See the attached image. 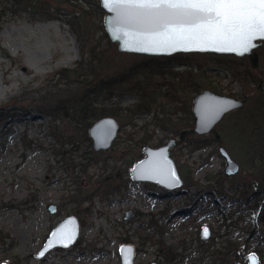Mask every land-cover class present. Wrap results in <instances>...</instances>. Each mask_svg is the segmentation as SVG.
Returning a JSON list of instances; mask_svg holds the SVG:
<instances>
[{"label":"rangeland","instance_id":"obj_1","mask_svg":"<svg viewBox=\"0 0 264 264\" xmlns=\"http://www.w3.org/2000/svg\"><path fill=\"white\" fill-rule=\"evenodd\" d=\"M11 4L0 0V264H122L123 244L135 247L134 264H223L231 261L229 255L247 264L250 253L264 264V199L251 187L250 166L224 142L231 114L208 136L189 134L194 121L183 103L192 110L195 94L176 92L170 84L189 86L187 76H197L219 94L245 100L244 109H255L259 93L252 78L264 93V43L253 53L257 68L249 57H236L233 70L213 54L150 61V56L121 53L114 44L120 54L115 59L128 67L139 63L133 72H142V82L161 97L150 115L116 117L117 140L110 150L96 152L77 120L54 123L37 111L49 94L65 87L61 71L80 61L75 37L62 21L14 14ZM165 94L179 101L173 104ZM137 98L136 91L125 90L113 101L126 109L137 105ZM171 138L179 143L171 157L183 187L169 191L133 181L130 169L145 147L158 148ZM220 146L239 164L237 175H226ZM50 204L57 207L53 215ZM127 211L134 217L124 221ZM69 216L80 224L75 244L38 258L50 232ZM203 226L212 232L208 241L200 237ZM214 253L216 262L209 259Z\"/></svg>","mask_w":264,"mask_h":264},{"label":"trees","instance_id":"obj_2","mask_svg":"<svg viewBox=\"0 0 264 264\" xmlns=\"http://www.w3.org/2000/svg\"><path fill=\"white\" fill-rule=\"evenodd\" d=\"M92 1L98 2V0ZM70 7L73 9H69ZM11 10L14 14L28 15L36 20L62 21L69 27L80 50L81 59L77 65L60 73L65 81V87L49 94L47 102L37 107L39 113L51 117L54 123L58 119L77 120L84 127L85 136L89 139L88 130L94 121L104 117L116 119L119 115L137 117L150 115L156 110L155 105L161 96L147 82H142L146 79L141 75L142 72H133L139 63L128 67L119 59H115L120 54L105 31L104 12L98 3L95 4L89 0H63L55 5L51 0H12ZM105 45L107 49L104 48ZM109 53H111L110 56ZM216 58L225 60L219 62L221 66L228 67L229 70L235 68L233 64L237 61L236 57L217 55ZM148 59L155 61L160 58L148 57ZM249 59L252 66L257 68V56L254 54ZM180 64L188 66L185 63ZM187 80L192 82L189 86H179L177 82L174 85L171 82L170 84L175 87L176 92L181 89L189 96L203 90L218 93L216 88L204 86L197 76H187ZM252 81L256 83L259 93L256 107L243 109L235 115L234 113L230 115L229 134L224 142L235 154L244 159L245 165L250 166L251 187L256 190L261 199H264V93L260 82L253 78ZM125 90L136 91L138 104L133 108L117 107L118 103L113 101L115 96H119ZM102 97L105 101L98 102L97 99ZM164 98L170 99L173 104L179 101L178 97L170 94H165ZM183 104L185 105L183 111L193 121L192 112L187 105L188 101ZM189 134H194L192 128ZM180 136L182 139L183 133H180ZM147 141L143 139V145ZM200 142L206 144L205 140ZM230 142H233L235 146Z\"/></svg>","mask_w":264,"mask_h":264},{"label":"water","instance_id":"obj_3","mask_svg":"<svg viewBox=\"0 0 264 264\" xmlns=\"http://www.w3.org/2000/svg\"><path fill=\"white\" fill-rule=\"evenodd\" d=\"M101 9L104 12L103 26L110 41L117 45L121 53H131L145 55L150 57H172L178 54H213L227 55L237 58L250 57L261 47L264 40H256L257 45L251 52L244 55H237L232 52H220L214 50H171L143 51L141 45L137 42L144 37L123 25L117 18V13L106 5L105 0H98ZM125 33H128L125 35ZM246 103L243 100L222 95L210 90H205L193 98L192 114L194 117V132L199 137H205L211 134L215 128L230 114L244 109ZM41 117V116H38ZM120 132V125L113 117H104L97 120L90 127L88 134L92 142L93 149L96 152L108 151L113 147ZM178 141L170 139L161 147L152 148L147 146L144 149V157L136 162L130 169L131 179L135 182H149L157 184L170 191L178 190L183 187V180L180 177L176 164L171 157V149L176 148ZM221 157L224 159L227 176L232 177L240 172L239 164L231 157L224 146L219 147ZM50 214H55L57 207L48 205ZM134 217L133 211L125 213L124 221ZM207 229L208 235L204 236V230ZM80 234V224L76 217L69 216L60 222L49 234L42 249L38 253V258H43L52 250L57 248L68 249L75 244ZM212 232L208 226H203L200 231L202 240L207 241L211 238ZM67 245V246H65ZM43 253V255H41ZM122 264H134L135 247L130 244H123L119 248ZM255 257L256 264H260L256 254L248 255V264H252L251 257ZM156 264V263H151ZM235 264H241L236 262Z\"/></svg>","mask_w":264,"mask_h":264},{"label":"snow or ice","instance_id":"obj_4","mask_svg":"<svg viewBox=\"0 0 264 264\" xmlns=\"http://www.w3.org/2000/svg\"><path fill=\"white\" fill-rule=\"evenodd\" d=\"M105 3L123 25L144 37L137 41L143 51L195 49L244 55L257 46L254 41L264 40V0H105ZM207 235L205 229L204 236ZM250 259L256 264L254 256Z\"/></svg>","mask_w":264,"mask_h":264},{"label":"flooded vegetation","instance_id":"obj_5","mask_svg":"<svg viewBox=\"0 0 264 264\" xmlns=\"http://www.w3.org/2000/svg\"><path fill=\"white\" fill-rule=\"evenodd\" d=\"M196 95H197V94H196ZM192 104H193V103H192ZM191 112H192V110H191ZM192 115H193V114H192ZM193 121H194V117H193ZM120 128H121V126H120ZM193 131H194V130H193ZM119 133H120V132H119ZM194 133H195V132H194ZM117 138H118V137H117ZM171 139H175V138H171ZM116 140H117V139H116ZM169 140H170V139H169ZM176 140H177V139H176ZM177 141H178V140H177ZM167 142H168V141H167ZM167 142H166V143H167ZM166 143H165V144H166ZM165 144H164V145H165ZM178 144H179V143H178ZM164 145H163V146H164ZM177 146H178V145H177ZM146 147H147V146H146ZM146 147H145V148H146ZM150 147H151V146H150ZM160 147H161V146H160ZM152 148H153V147H152ZM174 149H175V148H174ZM171 150H173V149H171ZM143 157H144V156H143ZM141 159H142V158H141ZM141 159H140V160H141ZM182 180H183V179H182ZM183 183H184V181H183ZM169 191H170V190H169ZM174 191H175V190H174ZM124 217H125V216H124ZM211 237H212V235H211ZM207 241H208V240H207ZM250 254H256V253H250ZM248 255H249V254H248ZM248 255H247V257H246V260H247V261H248V259H247V258H248ZM256 255H257V254H256ZM257 256H258V255H257ZM135 257H136V251H135ZM217 257H218V253H214L213 255H210V256H209V259H210V260L212 259V260H214V262H216V261H217ZM258 258H259V256H258ZM238 259H239L238 255H234V256H230V255H229V256H227V261H229V260H231V261L234 260L233 264H235L236 262H240V261H238ZM134 260H135V259H134ZM231 261H230V262H231ZM230 262H229V263H230ZM259 262H260V258H259ZM152 263H155V262H152ZM229 263H225V262H224L223 264H229ZM240 263H241V262H240ZM150 264H151V263H150ZM156 264H157V263H156ZM241 264H242V263H241ZM247 264H248V263H247Z\"/></svg>","mask_w":264,"mask_h":264},{"label":"bare ground","instance_id":"obj_6","mask_svg":"<svg viewBox=\"0 0 264 264\" xmlns=\"http://www.w3.org/2000/svg\"><path fill=\"white\" fill-rule=\"evenodd\" d=\"M153 203V202H152Z\"/></svg>","mask_w":264,"mask_h":264}]
</instances>
